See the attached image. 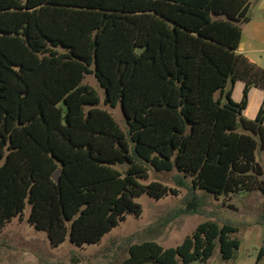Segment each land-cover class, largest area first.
I'll return each instance as SVG.
<instances>
[{
	"label": "trees",
	"instance_id": "16d2710c",
	"mask_svg": "<svg viewBox=\"0 0 264 264\" xmlns=\"http://www.w3.org/2000/svg\"><path fill=\"white\" fill-rule=\"evenodd\" d=\"M251 2L0 0V229L29 206L27 223L53 248L67 238L99 245L127 216L141 217V196L179 195L144 184L150 167L176 171V188L188 191L181 214H199L198 191L264 197V101L244 117L264 69L238 55ZM87 75L104 105L120 106L126 132L99 108ZM238 232L205 221L176 247L131 245L121 264H211L216 250L230 264ZM255 264H264V235Z\"/></svg>",
	"mask_w": 264,
	"mask_h": 264
},
{
	"label": "rangeland",
	"instance_id": "374dc122",
	"mask_svg": "<svg viewBox=\"0 0 264 264\" xmlns=\"http://www.w3.org/2000/svg\"><path fill=\"white\" fill-rule=\"evenodd\" d=\"M84 84L91 86L101 98L99 108L109 112L126 132L127 125L120 106L104 105L105 93L93 75H87ZM256 162L264 172V151L256 153ZM144 184L157 182L168 188L177 189V197L167 196L156 201L147 195L136 200L142 207L140 218L127 216L125 222L107 234L99 245L78 248L67 238L59 247L53 248L44 232L34 230L27 223L29 206L24 216L12 220L0 229V264H121L128 257L131 245L152 241L163 248L180 245L198 225L205 221L220 219L239 227L235 237L240 240L237 259L230 264H255L259 249L263 246L264 226L257 223L264 207V197L259 192L230 195L227 199L198 191L202 207L197 215L181 214L185 209L186 189H178L174 183L176 171L159 173L151 167ZM264 178V177H263ZM234 209L222 207V203ZM225 204V205H227ZM211 264H223L216 256Z\"/></svg>",
	"mask_w": 264,
	"mask_h": 264
},
{
	"label": "crops",
	"instance_id": "0c3cea01",
	"mask_svg": "<svg viewBox=\"0 0 264 264\" xmlns=\"http://www.w3.org/2000/svg\"><path fill=\"white\" fill-rule=\"evenodd\" d=\"M242 40L238 55L264 69V0H252L248 18L240 23ZM244 83L239 81L232 91V99L239 103L242 99ZM264 101V91L252 88L249 93L248 107L244 117L253 120Z\"/></svg>",
	"mask_w": 264,
	"mask_h": 264
}]
</instances>
